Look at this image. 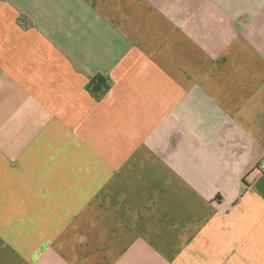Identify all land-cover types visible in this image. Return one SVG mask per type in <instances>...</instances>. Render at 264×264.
I'll return each mask as SVG.
<instances>
[{"label": "crops", "instance_id": "crops-1", "mask_svg": "<svg viewBox=\"0 0 264 264\" xmlns=\"http://www.w3.org/2000/svg\"><path fill=\"white\" fill-rule=\"evenodd\" d=\"M263 161L264 0H0V264H264Z\"/></svg>", "mask_w": 264, "mask_h": 264}, {"label": "trees", "instance_id": "trees-1", "mask_svg": "<svg viewBox=\"0 0 264 264\" xmlns=\"http://www.w3.org/2000/svg\"><path fill=\"white\" fill-rule=\"evenodd\" d=\"M109 89V84L106 79L102 77H97L91 81L89 84L90 92L97 98L104 94Z\"/></svg>", "mask_w": 264, "mask_h": 264}, {"label": "built area", "instance_id": "built-area-1", "mask_svg": "<svg viewBox=\"0 0 264 264\" xmlns=\"http://www.w3.org/2000/svg\"><path fill=\"white\" fill-rule=\"evenodd\" d=\"M259 170L264 172V161L259 165Z\"/></svg>", "mask_w": 264, "mask_h": 264}]
</instances>
